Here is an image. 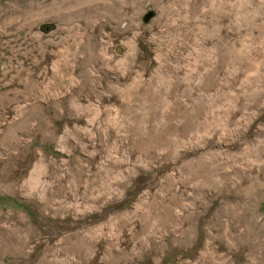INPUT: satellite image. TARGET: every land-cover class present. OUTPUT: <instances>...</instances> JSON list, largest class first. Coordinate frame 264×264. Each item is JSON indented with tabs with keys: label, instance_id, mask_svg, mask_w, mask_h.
<instances>
[{
	"label": "rangeland",
	"instance_id": "obj_1",
	"mask_svg": "<svg viewBox=\"0 0 264 264\" xmlns=\"http://www.w3.org/2000/svg\"><path fill=\"white\" fill-rule=\"evenodd\" d=\"M0 264H264V0H0Z\"/></svg>",
	"mask_w": 264,
	"mask_h": 264
}]
</instances>
